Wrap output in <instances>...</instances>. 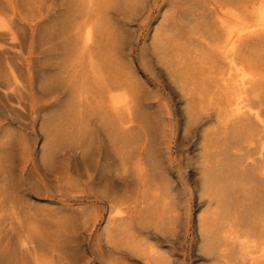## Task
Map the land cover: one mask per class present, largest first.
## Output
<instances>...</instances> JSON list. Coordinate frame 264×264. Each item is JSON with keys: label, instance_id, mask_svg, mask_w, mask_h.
<instances>
[{"label": "rangeland", "instance_id": "374dc122", "mask_svg": "<svg viewBox=\"0 0 264 264\" xmlns=\"http://www.w3.org/2000/svg\"><path fill=\"white\" fill-rule=\"evenodd\" d=\"M196 1L198 0H0V69L3 67L0 70V84L9 81L7 61H19L16 70L21 86L16 88L12 101L23 99L26 104L25 110L18 113V120L10 122L6 120L10 99L0 93V138L4 134L11 137L13 133L12 143L9 142L3 156L10 161V165L12 163V172L8 170L13 183L9 197L20 205L30 203L31 211L43 218L42 222L51 237L57 242L61 240L64 252L59 258L51 260V252L44 254V258L50 263L66 264L65 256H70L77 264H149L169 256L173 264H219L204 256L197 238L196 223L206 208L203 202L205 194L201 192L204 126H191L187 124L186 118L187 111H191L195 105L204 106L208 102V97L205 98L208 96V80L205 76L209 71L200 59L204 54L194 46V41L192 44L184 23L190 11L188 9ZM216 1L226 7L241 4L240 0H205L201 6ZM78 23L83 25L79 26ZM70 30L77 33L72 31L68 34ZM87 33L92 37V51L98 45L93 52L102 66L103 77L100 80L89 78L82 87V92L71 84V63ZM13 37L17 40L16 44H11ZM68 40L71 41L67 43ZM72 42L76 44L72 45ZM186 44H190L189 49L188 46L187 49L183 48ZM70 46L76 47L71 49ZM98 52L105 56H100ZM198 52L201 56H198ZM22 57H29L33 75L32 89ZM180 70H184L183 73ZM75 81L79 86L82 80L77 78ZM6 88V92L11 90V87ZM123 92L134 98L129 107L119 100ZM196 92L200 94L197 93L196 96ZM110 95L117 97V107L109 104ZM187 98H190L188 102ZM203 100L206 103L203 104ZM211 113L215 115L214 111ZM105 118L108 123L113 124L107 126ZM80 134L92 138V144L83 158L72 152L73 145L70 147L67 141ZM134 135L138 139L142 138V141H131ZM88 140L84 145H87ZM143 140L142 162L145 169L141 173L137 157L138 145ZM49 142L64 147L66 153L54 161L47 160L46 149ZM24 153L27 155V167L23 177L18 166ZM121 167L129 169L126 179L119 177ZM151 173L154 181L150 179ZM89 174L94 178L93 185L86 184ZM1 184L0 177V194ZM59 186L63 192L81 189L85 191L82 193L91 197L81 201V204L73 201H63L64 204H61L58 197L49 200L36 197L38 188L43 190L48 187L56 192ZM157 186L173 202L177 218L172 227L170 224L160 225L162 222L157 218L160 211L152 213L155 204L152 199H148L150 195L148 197L142 193ZM100 192H107L108 199L129 195L136 197V204L141 207L142 215L148 217L150 222L149 226L139 231L137 240L141 249L136 247L139 249L136 251L135 248H125L124 245L119 250L113 249V244L106 240L108 231H112L109 232L112 234L118 226L124 229V225L123 222L116 221L114 214L109 212L106 198H95V193ZM68 217V225L61 224L62 219ZM9 234L14 242L15 254L18 255L21 235L15 230ZM150 254L158 258L153 260Z\"/></svg>", "mask_w": 264, "mask_h": 264}, {"label": "bare ground", "instance_id": "6f19581e", "mask_svg": "<svg viewBox=\"0 0 264 264\" xmlns=\"http://www.w3.org/2000/svg\"><path fill=\"white\" fill-rule=\"evenodd\" d=\"M203 2H205V0L196 1V4H193L191 9H188L190 11L187 14V18L184 19L185 27L189 32L188 36L190 34L192 44L194 41L196 43L194 46H197L199 50H201L200 52L204 54L202 57L200 52H198V56H201L200 59H202V62L206 65L205 69H208L207 71H209L208 75L205 76V78L207 77L208 80V96H205V98L208 97V102H204L205 98H203V104L206 103V105H195L192 110L190 109L191 111H187L186 113L187 124H190L191 126L195 125L196 127L204 126L202 129V148H204V153L202 155L204 157L203 161H201V163L203 162L201 164V192L205 194L203 202L206 208L204 212L199 215L198 222L196 223L197 238L200 243V249L204 256L212 262L215 261V263L218 262L219 264H264V0H240L241 4L236 3L235 6L228 7L222 5V3L218 1L213 3L211 2L209 5L201 6ZM197 12L200 13L198 14ZM74 26L72 28H74ZM85 26L83 28H85ZM75 29L74 31H76ZM72 31L73 30L68 31V34ZM23 34L25 36V33ZM185 35H187V33ZM21 38L23 39V37ZM70 41L71 40H68L67 43ZM16 43L17 40L15 37H13L11 44ZM73 44L76 43L72 42V45ZM102 44L105 45V43ZM189 45L186 44V46L184 45L185 47L183 46V48L188 46L189 49ZM91 46L92 37L90 33H87L81 41L80 49L77 50V52L75 51L76 53L71 63L73 65V69H71L73 70V82H71V84L73 83V87H76L80 91H82L81 89L84 84H87V80H89V78L100 80L103 77V72L101 71L102 66L94 55L96 53L93 52L96 47H98V45H96L93 51ZM75 47L71 48L70 46L71 49H75ZM190 48H192V46ZM105 49L104 51H106ZM100 51H102V49ZM71 53L73 52L71 51ZM98 53L100 56L103 55L100 52ZM103 56H105V54ZM194 56L197 57V55ZM110 58L113 59V57ZM21 61L24 63H22L25 65L24 67H26L30 89H32L33 75L31 72L29 57H22ZM102 61L101 63H104ZM18 62L12 63V61H7V68H5L6 70L8 69L7 78L9 81H6L7 83L2 85L0 84V93L10 99V101L8 100L9 112L6 115V120L10 122L17 121L19 118L18 113L20 111H24L26 106L23 99L12 101L13 97H15L14 92L16 88L21 86L16 70L19 65ZM106 63L107 62H105V64ZM107 65L109 64L107 63ZM111 67L112 65L110 68ZM175 67H173V69ZM111 70H113V67ZM107 71L109 72V70ZM182 71L180 70V72ZM69 72L70 70H68V73ZM184 73H186V70ZM203 74L205 75L207 73ZM115 76L117 77V75ZM184 77L186 78V75ZM77 78H80V80L83 81L79 83V86H77V82L75 81ZM181 80L179 82H182ZM88 84L91 85L92 83ZM189 84L193 85L192 83ZM7 86L11 87V90L6 92ZM180 86L182 85L180 84ZM111 87L113 86L111 85ZM197 93L199 92H196V96ZM120 97L121 99L119 100L128 107L134 102L132 95L127 94L126 92H123ZM99 98L101 99V97ZM116 98L117 97L113 95L109 96V104L113 107L116 106ZM186 100L188 102L190 98H187ZM212 111L215 113L214 116L211 113ZM119 116L121 118V115ZM110 117H112V115ZM107 118H105L106 120H104V123L107 122ZM116 120L118 119L116 118ZM110 123L113 124V122H107V126H111ZM11 137H13V133ZM11 137L7 134H4L2 138H0V177L2 183V192L0 194V260L2 264H53L50 263L48 259L44 258V254L45 252H51V260L54 258H59L63 251L61 240L57 242L56 239L51 237L49 230L42 222L43 218L38 216L39 214L36 215L31 211L30 203L20 205L13 202L9 197L11 189H13V187H11V184L13 183L10 178L11 176H9L10 171L8 170L12 169V163L10 165V161H8L3 156L5 155L7 145L12 140ZM91 139V137L89 138L85 134H80L78 136L70 137L67 139V141L68 144H70V147L73 145L72 152L75 155L83 158L88 147L92 144ZM87 140V145H84ZM139 140L142 141V138L138 139L136 135L131 137V141L138 142ZM144 143L145 141L143 140V142L138 145L139 156L137 157V165L140 166L141 173H143L145 169V164L142 162ZM64 145L65 144H63V146ZM47 148V160L54 161L58 156L60 157L66 153V149L64 147H59L55 142H49ZM21 159L22 162L18 166V169L23 176L27 167L25 164L27 162V155L24 153ZM128 175L129 169L126 167H121L119 177L121 179H126ZM87 178L86 184L93 185V176L89 174ZM150 179L154 181V176L152 173L150 174ZM69 186L72 187L70 183ZM58 188L59 189L56 190L57 193L52 192L50 189H48V187H44L43 190L38 188V193H36L37 196H35L38 198L43 197L48 200L49 198L52 199L58 197L61 204H64L63 201H73L75 204H81V201L91 197V195L87 193H82L85 191L81 189L71 190L72 188H70L71 191L68 190L67 192H63L60 190V186ZM142 193L144 196L149 197L150 195V198L148 199L153 200L152 202L155 204V207H152V213L160 211L157 216V218L159 217L162 222L160 225L164 226L166 224H170L172 227L177 216L174 213L175 209L173 208V202L170 201L167 194L165 192H160L158 186L154 188H148ZM94 196L96 199H101V197L106 198L110 207L109 212L114 214V219L116 221L123 222L124 229H121L118 226V228L112 234L109 233L112 231H108L107 229L108 232L106 233V240L110 244H113L112 248L118 249L120 246L124 245L125 248L130 247L135 248L136 250L141 247V244L139 246V240H137L139 231L149 226L150 222L148 217L142 215L141 207L138 205V203L136 204V197L134 195H129L123 198L114 197L113 199H108L109 195L107 192H100V194L95 193ZM160 204L162 205L160 206ZM146 216L148 215L146 214ZM62 223L67 226L69 223V217L63 218L61 224ZM110 223L111 222H109V224ZM158 224L159 223H157V226H159ZM12 230L17 231L18 234L21 235V244L19 248L20 254L18 255L15 254L14 242L12 241V237L9 234ZM53 235L55 234L53 233ZM56 237L58 236L56 235ZM150 257H152L151 254ZM155 257H152L153 260ZM65 258L67 260L66 264H77L70 256H65ZM161 259H157L158 261L154 260V263L150 262L149 264H173V260H171L169 256L164 257L162 260Z\"/></svg>", "mask_w": 264, "mask_h": 264}]
</instances>
